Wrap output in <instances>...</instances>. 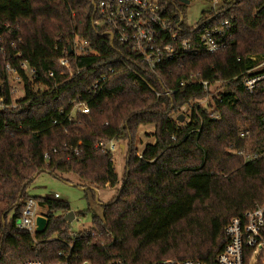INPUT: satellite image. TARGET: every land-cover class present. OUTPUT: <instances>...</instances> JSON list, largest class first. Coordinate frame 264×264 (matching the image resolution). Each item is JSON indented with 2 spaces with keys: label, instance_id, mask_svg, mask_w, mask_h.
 Listing matches in <instances>:
<instances>
[{
  "label": "trees",
  "instance_id": "obj_1",
  "mask_svg": "<svg viewBox=\"0 0 264 264\" xmlns=\"http://www.w3.org/2000/svg\"><path fill=\"white\" fill-rule=\"evenodd\" d=\"M98 1L0 0V98L10 97L5 69L10 63L25 81L27 101L19 113L0 111V201L5 204L0 264L54 262L68 243L73 261L177 264L194 259L215 264L228 241L224 228L231 217L264 200V158L245 162L229 151L231 145L264 148V83L252 93L243 86L244 73L254 63L250 57L264 58V0H221L190 27L184 25L186 36L196 38L222 20L234 23L217 51L181 54L171 62L161 73L169 86L157 85L152 73L136 67L156 85L147 86L115 60L129 51L97 24ZM160 3L170 10L179 6L185 14L178 0ZM76 38L87 40L94 53H71ZM63 56L80 70L73 77L59 63ZM22 61L34 68L35 84L21 69ZM112 68L117 73L106 89L91 97V85ZM192 72L224 85L214 111L199 107L201 120L194 108L205 95L203 86H179ZM80 97L90 112L69 120L72 102ZM185 105L193 108V117L181 122ZM148 124L155 127V140L135 161L138 129ZM241 130L250 136L242 138ZM111 139L128 145L122 185L102 205V214L87 208L92 225L74 234L64 220L70 204L56 194L32 196L28 188L41 172L59 178L72 172L84 181L86 197L95 199L98 187L119 181L112 153L97 146ZM30 197L46 209L47 224L36 232L37 243L16 227Z\"/></svg>",
  "mask_w": 264,
  "mask_h": 264
},
{
  "label": "built area",
  "instance_id": "obj_2",
  "mask_svg": "<svg viewBox=\"0 0 264 264\" xmlns=\"http://www.w3.org/2000/svg\"><path fill=\"white\" fill-rule=\"evenodd\" d=\"M182 5L187 6L196 0H178ZM212 3L211 8H216L221 0H206ZM175 10L163 7L160 0H99L96 4V10L100 20L97 24L104 29V32L111 37V40H117L129 51V54L121 53L122 58L115 59L121 62V66L132 71L137 78L141 79L147 86H156L147 79L138 68L142 71H148L153 74L155 83L159 86H169L163 79L161 73L167 71L171 62L179 55H189L193 52H215L221 48L225 41L224 36H230L234 27V23L229 19H225L216 25L205 28L196 38H188L186 36V28L190 27L187 15L183 14L179 6ZM185 35V36H184ZM71 53L75 56L82 54L94 53L88 46L87 40L76 38L74 45L71 47ZM127 55V58L125 56ZM253 65L244 73L243 86L244 89L252 93L259 84L264 83V58L257 56L250 57ZM59 63L73 77L80 70H74L71 66L69 57L63 56L59 59ZM21 69L28 76L29 82L35 84V70L26 61L20 63ZM5 69L10 81V97L0 98V111H13L18 113L23 110V106L27 101L25 98V81L19 74L17 69L10 63L5 65ZM117 73L112 68L108 73L101 74L91 85L88 94L91 97L97 96L106 89L110 79ZM51 75L53 73L51 72ZM190 83H197L203 86L205 95L201 99L195 101V114L200 118L199 107L207 108L214 111L216 102L222 101V93L224 92L223 82L220 80H207L201 76L200 72H192L187 79L181 80L179 86H188ZM38 86V85H36ZM173 90H166L164 94H172ZM156 95H160L156 91ZM72 108L68 114L69 120H76L79 115H85L90 112V107L86 99L81 97L72 102ZM188 121L192 119L193 108L187 105L182 110ZM180 114H183V113ZM212 116L218 117V114ZM149 124L148 128L143 131V143L139 142V148L136 147L133 158H143V149L150 143L154 142L155 127ZM141 127V126H140ZM139 127V129H140ZM138 129V130H139ZM200 129V128H199ZM198 129V131H199ZM141 131V130H140ZM240 136L246 138L250 136L249 130H241ZM153 141H151V140ZM116 139L108 141H100L98 147L109 150L111 153L116 149ZM118 141V140H117ZM121 142V141H120ZM123 149L125 146L121 145ZM229 151L243 157L245 162L264 158V148L252 149L248 145L245 147H236L231 145ZM77 153V150L75 149ZM49 154L45 153V158ZM57 196V195H56ZM39 204L30 197L25 201L21 216L16 221V227L30 233L34 243H37L36 219L39 215ZM228 241L224 249L217 255L215 264H264V200L257 203L254 208L245 211L241 215L231 217L224 228ZM72 233H77L73 232ZM57 238L56 235L47 238L52 240ZM67 251L60 250L58 259L54 262L47 263L43 259H29L20 264H98L91 259L72 260V243L67 244ZM171 264L174 262L171 261ZM109 264H124L120 259H115ZM177 264H207L200 260L187 259Z\"/></svg>",
  "mask_w": 264,
  "mask_h": 264
},
{
  "label": "rangeland",
  "instance_id": "obj_3",
  "mask_svg": "<svg viewBox=\"0 0 264 264\" xmlns=\"http://www.w3.org/2000/svg\"><path fill=\"white\" fill-rule=\"evenodd\" d=\"M211 6L212 3L206 0H196L185 6L184 9L185 14L187 15L188 23L192 25L197 22V20L202 15V12L211 8ZM183 114H187V112ZM173 116H176V114H173ZM184 120H188V117L184 116ZM148 126L149 124L141 125L140 129L138 130L135 141L136 147L139 148V142L143 143V137L145 135V132L143 133V131H145ZM115 144L116 149L112 153V159L115 170L119 176V181L114 186L106 185V187H98L97 197L95 199L92 196L86 197V186L84 181L72 172L63 173L62 178L55 177L47 172H41L36 176L32 184L29 186V194L32 196L57 194L59 199L65 200L70 204L71 210L75 213L74 220L70 222L71 230L73 232H79L89 229L92 225V212H88L87 208L90 206L93 211L98 214H102V205L112 199V197L116 195L118 189L122 185V179L124 177L128 157V145L126 141L120 142V140H116ZM121 145L125 146V148L123 149ZM4 207L5 204L0 201V211L4 209ZM45 211V208L39 207L38 209V212L41 214H44ZM82 212H85V214H82Z\"/></svg>",
  "mask_w": 264,
  "mask_h": 264
},
{
  "label": "water",
  "instance_id": "obj_4",
  "mask_svg": "<svg viewBox=\"0 0 264 264\" xmlns=\"http://www.w3.org/2000/svg\"><path fill=\"white\" fill-rule=\"evenodd\" d=\"M178 120L179 121H183L184 120V114H180L178 116ZM75 218V213L70 210L65 216H64V220L68 221V222H72ZM36 224H37V231H42L44 230V228L46 227L47 224V219L45 216L43 215H39L36 219Z\"/></svg>",
  "mask_w": 264,
  "mask_h": 264
},
{
  "label": "crops",
  "instance_id": "obj_5",
  "mask_svg": "<svg viewBox=\"0 0 264 264\" xmlns=\"http://www.w3.org/2000/svg\"><path fill=\"white\" fill-rule=\"evenodd\" d=\"M107 186H110V183H107ZM57 195V194H56Z\"/></svg>",
  "mask_w": 264,
  "mask_h": 264
}]
</instances>
